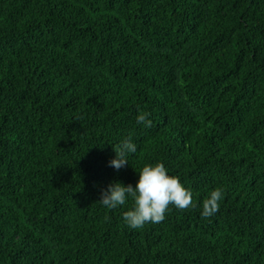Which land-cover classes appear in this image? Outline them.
I'll return each instance as SVG.
<instances>
[{
	"label": "trees",
	"instance_id": "trees-1",
	"mask_svg": "<svg viewBox=\"0 0 264 264\" xmlns=\"http://www.w3.org/2000/svg\"><path fill=\"white\" fill-rule=\"evenodd\" d=\"M157 162L195 206L130 229ZM0 264H264V0H0Z\"/></svg>",
	"mask_w": 264,
	"mask_h": 264
},
{
	"label": "clouds",
	"instance_id": "clouds-1",
	"mask_svg": "<svg viewBox=\"0 0 264 264\" xmlns=\"http://www.w3.org/2000/svg\"><path fill=\"white\" fill-rule=\"evenodd\" d=\"M150 113L138 111L136 124L151 126ZM115 156L109 166L116 170L128 164V157L137 153V145L131 137L113 147ZM137 172V171H136ZM135 186L113 182L102 190L99 202L109 210H115L131 201L132 207L123 213V221L130 229H141L146 224H157L165 219L170 206L185 210L194 207L193 192L181 179L172 175L162 163L145 164L138 172ZM224 190L212 189L201 205V216L209 218L220 208Z\"/></svg>",
	"mask_w": 264,
	"mask_h": 264
}]
</instances>
